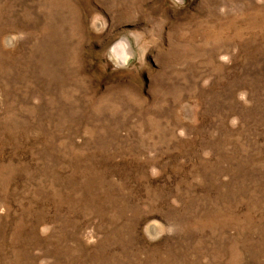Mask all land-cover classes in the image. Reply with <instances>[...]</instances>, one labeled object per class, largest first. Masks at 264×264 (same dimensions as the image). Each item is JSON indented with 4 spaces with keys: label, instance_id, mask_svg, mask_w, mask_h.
<instances>
[{
    "label": "rangeland",
    "instance_id": "1",
    "mask_svg": "<svg viewBox=\"0 0 264 264\" xmlns=\"http://www.w3.org/2000/svg\"><path fill=\"white\" fill-rule=\"evenodd\" d=\"M0 264H264V0H0Z\"/></svg>",
    "mask_w": 264,
    "mask_h": 264
}]
</instances>
